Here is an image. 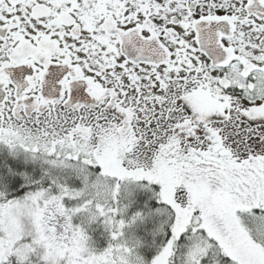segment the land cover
Segmentation results:
<instances>
[{
    "label": "snow or ice",
    "instance_id": "snow-or-ice-1",
    "mask_svg": "<svg viewBox=\"0 0 264 264\" xmlns=\"http://www.w3.org/2000/svg\"><path fill=\"white\" fill-rule=\"evenodd\" d=\"M0 264H264V0H0Z\"/></svg>",
    "mask_w": 264,
    "mask_h": 264
}]
</instances>
